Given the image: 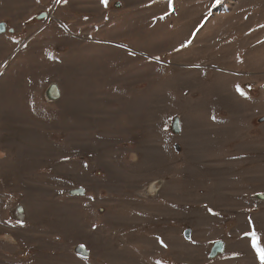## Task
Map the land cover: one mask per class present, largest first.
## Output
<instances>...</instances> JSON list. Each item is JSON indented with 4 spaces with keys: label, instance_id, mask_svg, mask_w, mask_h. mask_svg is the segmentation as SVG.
I'll return each mask as SVG.
<instances>
[{
    "label": "rangeland",
    "instance_id": "obj_1",
    "mask_svg": "<svg viewBox=\"0 0 264 264\" xmlns=\"http://www.w3.org/2000/svg\"><path fill=\"white\" fill-rule=\"evenodd\" d=\"M0 23V264H261L264 0H0Z\"/></svg>",
    "mask_w": 264,
    "mask_h": 264
},
{
    "label": "water",
    "instance_id": "obj_2",
    "mask_svg": "<svg viewBox=\"0 0 264 264\" xmlns=\"http://www.w3.org/2000/svg\"><path fill=\"white\" fill-rule=\"evenodd\" d=\"M7 31V27L6 24L4 23H0V33H5ZM12 32V31H11ZM51 88V86H50ZM50 90V89H49ZM48 90V92H49ZM60 97L59 93L57 95V93H55L54 98H58ZM85 194V190L84 189H79V190H74L71 192V195H84ZM78 253L81 254L84 257H88L89 255V251L87 249H85L84 246H79L77 247ZM224 252V243L223 242H217L214 244L212 250H211V254L210 256L212 258L217 257L220 253Z\"/></svg>",
    "mask_w": 264,
    "mask_h": 264
},
{
    "label": "snow or ice",
    "instance_id": "obj_3",
    "mask_svg": "<svg viewBox=\"0 0 264 264\" xmlns=\"http://www.w3.org/2000/svg\"><path fill=\"white\" fill-rule=\"evenodd\" d=\"M66 2V0H65ZM101 3H103L105 5V7L108 4V0H101ZM220 0H216V4H219ZM171 4V0H169V6ZM216 5L214 4L213 7H215ZM163 17H161L162 19ZM191 41H187L185 44L181 45V47H186L187 44H190ZM178 50V49H177ZM246 235H250L252 238V247L255 250L257 256L259 257L261 264H264V247H261V244L259 242L260 238L258 237V235L255 232L252 233H246Z\"/></svg>",
    "mask_w": 264,
    "mask_h": 264
},
{
    "label": "bare ground",
    "instance_id": "obj_4",
    "mask_svg": "<svg viewBox=\"0 0 264 264\" xmlns=\"http://www.w3.org/2000/svg\"><path fill=\"white\" fill-rule=\"evenodd\" d=\"M49 92H48V97L50 98V99H54V95H55V93H57V95H58V93L59 94H61V90H60V87L57 85V84H52L51 85V88L49 87ZM162 183L163 182H161V181H158L157 182V186L159 187V188H161V185H162ZM149 195H152V196H154L156 193H158L159 192V190L160 189H157L156 188V184L154 183L153 185H151V186H149ZM86 249V248H85Z\"/></svg>",
    "mask_w": 264,
    "mask_h": 264
},
{
    "label": "flooded vegetation",
    "instance_id": "obj_5",
    "mask_svg": "<svg viewBox=\"0 0 264 264\" xmlns=\"http://www.w3.org/2000/svg\"><path fill=\"white\" fill-rule=\"evenodd\" d=\"M163 184V183H162Z\"/></svg>",
    "mask_w": 264,
    "mask_h": 264
}]
</instances>
